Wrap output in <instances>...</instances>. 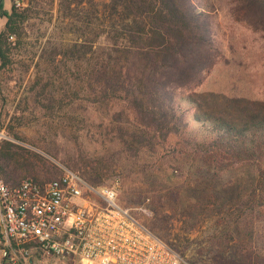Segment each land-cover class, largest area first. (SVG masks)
I'll list each match as a JSON object with an SVG mask.
<instances>
[{
  "label": "rangeland",
  "instance_id": "obj_1",
  "mask_svg": "<svg viewBox=\"0 0 264 264\" xmlns=\"http://www.w3.org/2000/svg\"><path fill=\"white\" fill-rule=\"evenodd\" d=\"M205 1L217 9L213 25L221 56L200 85L179 95L189 131L199 139L211 136L212 119L238 130L264 122V40L231 19L226 0ZM28 2L15 4L21 9ZM40 2L22 24L19 43L11 38L15 46L10 63L0 69V143L10 141L38 153L60 170L58 177L70 170L65 164L69 159L113 156L101 186H115L124 206H144L147 212L138 217L188 264H264V208L258 206L261 213L249 227L228 218L232 204L250 196L259 182L249 160L236 167L229 159L221 164L165 149L129 159L109 126L113 112L122 105L102 111L83 100L53 115L35 107L32 82L38 75L45 81L51 76L40 61L42 51L68 48L97 34V42L104 44L107 17V0H74L68 14L59 0ZM61 69L70 78L73 65ZM10 126L19 141L7 134ZM39 175L45 177L43 172ZM153 224L157 225L152 229ZM28 264L60 263L34 254Z\"/></svg>",
  "mask_w": 264,
  "mask_h": 264
},
{
  "label": "trees",
  "instance_id": "obj_2",
  "mask_svg": "<svg viewBox=\"0 0 264 264\" xmlns=\"http://www.w3.org/2000/svg\"><path fill=\"white\" fill-rule=\"evenodd\" d=\"M3 1L0 69L10 63L15 46L11 38L19 43L22 24L42 4V0H29L28 6L20 9L16 0H10L11 8L6 11ZM73 2L59 0V6L68 14ZM226 3L234 22L264 40V0ZM104 11V44L97 42V34L68 48L42 51L40 61L46 64L45 72L49 67L51 76L45 81L38 75L32 82L30 93L35 107L53 115L83 100L102 111L122 105L113 112L109 126L122 154L129 159L165 149L212 158L221 164L229 159L236 167L249 160L259 182L250 196L232 204L228 211V218L249 227L261 213L258 206L264 208V195H259L264 193V122L238 130L212 119L211 136L199 139L189 131L186 110L180 106L179 95L200 85L221 56L213 25L217 9L205 0H107ZM68 63L73 65L71 82L61 69ZM195 120L200 121L199 117ZM12 129L10 126L7 134L19 141ZM113 158L80 156L65 164L88 183L101 186ZM59 175L60 170L38 153L10 141L0 143V177L9 186L23 180L42 185Z\"/></svg>",
  "mask_w": 264,
  "mask_h": 264
},
{
  "label": "built area",
  "instance_id": "obj_3",
  "mask_svg": "<svg viewBox=\"0 0 264 264\" xmlns=\"http://www.w3.org/2000/svg\"><path fill=\"white\" fill-rule=\"evenodd\" d=\"M146 212L122 205L115 186L68 169L42 185L0 180L2 264H28L34 254L60 264H188L138 217Z\"/></svg>",
  "mask_w": 264,
  "mask_h": 264
},
{
  "label": "crops",
  "instance_id": "obj_4",
  "mask_svg": "<svg viewBox=\"0 0 264 264\" xmlns=\"http://www.w3.org/2000/svg\"><path fill=\"white\" fill-rule=\"evenodd\" d=\"M5 1L8 2V3H7L8 5H5V4H4ZM11 5H12V3H11L10 0H4V1H3V8H4V10L9 11L10 8H11ZM0 19H3V20H4V21H3V25L1 26V29H0V31H1V30L3 29V27H4L5 19H4V18H1V17H0ZM1 243H2V239H1V236H0V248H1ZM2 262H3V259H2L1 252H0V264H2Z\"/></svg>",
  "mask_w": 264,
  "mask_h": 264
}]
</instances>
